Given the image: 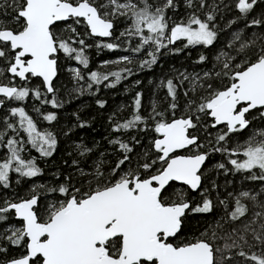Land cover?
Wrapping results in <instances>:
<instances>
[{"label": "snow or ice", "instance_id": "snow-or-ice-1", "mask_svg": "<svg viewBox=\"0 0 264 264\" xmlns=\"http://www.w3.org/2000/svg\"><path fill=\"white\" fill-rule=\"evenodd\" d=\"M261 2L235 0L241 16L230 20L227 27L243 19L245 28H264V17L248 19ZM183 4L185 15L177 19L180 0H0V108L19 102L0 117V150H4L0 151V187H12V174L16 184L43 175L37 158L26 153L35 150L40 158H47L56 151V135L38 128L37 120L21 105L31 97L41 106H64L54 86L61 55L87 70L90 59L86 53L92 47L98 54L100 50L129 53L101 61L87 73L81 67L68 68L73 81L69 95H96L100 86L116 88L136 71L150 69L161 55L217 44L224 31L217 18L232 5L225 0H183ZM121 22L125 27L116 35ZM177 42L182 46L171 47ZM141 53L144 57L137 59ZM208 59L201 54L196 63ZM113 65L115 70H107ZM128 65H135L136 70ZM33 78H40L42 87L30 86ZM161 87L171 100V119L155 103L147 116L142 115V93L136 94L130 118L121 122L116 113L109 117L110 122L115 120V133L146 132L152 121L157 136L149 148L137 153L134 145L140 141L135 136L128 142L117 136L109 143L118 146L121 155L107 171L104 160L90 171L73 160L78 183L67 177L57 185H35L26 198L0 203V225L9 219L20 222L0 228V257L7 256L12 247L21 249L18 255L0 259V264H230L233 257L228 253L234 249H239L236 255L245 262L264 264V211L242 219L249 212L243 201L264 208V200L257 199L264 188L229 193L234 207L222 219L240 223L225 235L217 232L223 228L217 221L210 234L205 231L181 243L172 241L182 232L186 216L211 213L214 203L206 188L200 192L202 204L195 207L183 188L169 192L173 183L192 191L201 189L203 169L213 153L223 155L232 166L215 165L225 175L229 171L249 173L246 180L264 182V129L254 130L242 144L227 147L232 134L248 129L254 119H264V34L245 38L243 29L234 31L214 56L210 70H177L173 77L159 81L157 88ZM178 95L184 98L183 106ZM106 103L97 100L100 108ZM178 108L182 115L176 117ZM31 111L44 121L57 119L36 105ZM254 111L258 116L249 118ZM209 128L219 131L213 135ZM200 129L207 143L201 140ZM77 148L81 157L92 151L82 144ZM185 150L191 154H177ZM212 186L217 187L214 181ZM42 196L52 199L41 206ZM219 203L227 206L225 200ZM245 247L259 248V253L246 252Z\"/></svg>", "mask_w": 264, "mask_h": 264}, {"label": "trees", "instance_id": "trees-1", "mask_svg": "<svg viewBox=\"0 0 264 264\" xmlns=\"http://www.w3.org/2000/svg\"><path fill=\"white\" fill-rule=\"evenodd\" d=\"M211 2V0H210ZM225 3L232 5L230 9H222L220 15L217 18L219 27L223 28L219 35L217 44L212 48H204L203 46L185 48L177 55H161L158 63L153 65L150 69L145 68L143 70L136 71V74L129 77L126 80H122L116 88H104L100 86V91L96 95L83 94L78 95L73 93L69 95V89L73 87V81L71 73L68 71L69 67H81L82 72L87 73L90 70H96L101 61L114 60L120 56L128 55L129 53L123 51H108L98 50L92 47L86 53L89 56L90 64L89 69L85 70L82 66H79L75 61L66 60L63 55L59 58L58 76L54 82V86L58 89L57 96L59 99L64 100V106L62 108H52L50 105H40V102L29 97L23 105L29 114L33 116L34 120L38 122V128L42 130H48L53 132L58 140L57 148L51 157L40 158L39 154L35 150H31L30 153L25 155L35 156L39 167L43 169V175L35 178L22 179L19 184L15 183L16 175L12 174V187L4 189L0 187V203L5 199L15 200L18 197H27L31 194V189L35 185H57L65 182L67 177H71V183H78L80 176L77 171V166L72 163L73 160L78 161L79 167L90 171L93 165L99 161L104 160V169H110L120 158V151L118 146L109 143V140L119 136L123 141L128 142L131 137L135 136L140 144L134 145V151L139 153L151 146V142L154 137L157 136L152 128L154 123L149 121L148 131L129 130L127 132L115 133L112 131V126L115 120H109V117L113 114H117V119L121 122L131 117L133 113V102L137 93H142L141 101V114L147 116L152 111V106L155 103L158 111H164L168 113V118L171 119V113L168 112V106L171 102L167 94V89L164 87L157 88L159 81L173 77L177 70L188 72H203L210 70L213 66L214 56L218 53V50L222 48L230 39L231 34L238 30L243 29L245 38L251 37L253 33L264 34V28H245V20L241 19L231 27H227L228 22L236 17L241 16L238 10L234 7L235 0H225ZM186 9L184 8L183 0H180V9L175 13V17L179 19L184 16ZM253 17H264V0L259 3L254 11L249 14L248 19ZM3 18V17H0ZM125 27L123 22L118 24L116 29V35L119 31H122ZM88 43H92V40H88ZM137 41H133L135 45ZM183 43H186L183 42ZM182 42H177L176 45L171 47H181ZM166 51V50H165ZM203 54L209 59L204 64H198L196 61L199 56ZM144 53H141L137 59L143 58ZM120 65L119 67H123ZM136 70L135 65H128ZM116 66H110L107 70H115ZM104 70V69H101ZM87 78V77H86ZM139 81V83H137ZM5 82H7L5 78ZM18 82V81H17ZM30 86H41V80L34 79ZM51 96H49V99ZM179 103L181 106L184 104V98L182 95H178ZM97 100L106 101L104 108H100L97 104ZM19 102H8L4 108L0 109V117L7 115L8 107L18 106ZM33 105L41 107V112L44 114L54 113L57 119L53 122L44 121L38 117L36 113L31 111ZM122 109V110H121ZM176 117L182 115L181 108L176 110ZM251 116H258L257 112L249 114ZM81 123H86L87 126L80 127ZM264 129V119H254L248 129L234 133L229 137L227 147H234L237 143H244L249 138L254 130ZM209 132L213 135L217 134L219 129L209 128ZM201 135V140L207 143L205 134L202 129L198 130ZM23 135V134H22ZM86 145L92 149V151L86 156L81 157L79 155V149L77 145ZM30 147V146H29ZM4 151V150H0ZM203 151V149H202ZM191 154L188 151L184 153ZM236 158V157H234ZM239 159H243L242 156ZM223 162L229 169L232 168L227 163V159L220 153H213L204 167L205 177L202 180V187L197 193L191 192L184 186L172 184L169 188L171 193L174 189L183 188L187 192V198L195 207L197 204H202L203 197L200 192L203 189H208L207 196L213 200L214 208L211 213H192L187 215L185 223L182 228V232L178 235V238L173 240L174 243H181L183 241L194 240L199 237L201 233L208 231L211 233L212 228L217 221L223 224V228H217V232L223 236L227 232L231 231L234 226H237L240 222H225L222 217H227L229 211L234 207V201L229 193L233 195L238 194L242 190H252L253 192H260L264 188V182L246 180L245 176L249 173H234L229 171L228 174H224L222 169L217 170L215 165ZM215 182L217 187L213 188L212 182ZM51 197L42 196L41 206L48 204L51 201ZM259 200H264V193L257 197ZM227 201V206L219 203V201ZM249 207L248 214L242 218L243 220L249 219L252 213L255 211H264V208L253 207L250 201H243ZM8 223L20 224L19 221L9 219L5 224L0 225V228L6 227ZM222 245V241H217ZM246 252L255 251L259 253V248L248 249L244 248ZM239 249H234L228 255L233 257L230 264H251V262H245L242 257L236 255ZM21 249L12 247L9 250L7 256L0 257V259H7L12 256L20 254Z\"/></svg>", "mask_w": 264, "mask_h": 264}, {"label": "water", "instance_id": "water-1", "mask_svg": "<svg viewBox=\"0 0 264 264\" xmlns=\"http://www.w3.org/2000/svg\"><path fill=\"white\" fill-rule=\"evenodd\" d=\"M34 79H39L40 80V78H34ZM56 80V79H55ZM55 80H54V82H55ZM1 109V108H0ZM246 130V129H245ZM187 150H185V151H183V152H179V153H177V154H184L185 152H186ZM206 163H207V161H206ZM206 163H205V165H206ZM205 167V166H204ZM204 170V169H203ZM173 184H176V185H179V186H182V185H180L179 183H173ZM184 187H186V188H188L187 186H184ZM201 187H202V185H201ZM189 189V188H188ZM190 190V189H189ZM199 190L200 189H198V190H196V191H192V190H190L191 192H193V193H197V192H199ZM179 235V234H178Z\"/></svg>", "mask_w": 264, "mask_h": 264}]
</instances>
